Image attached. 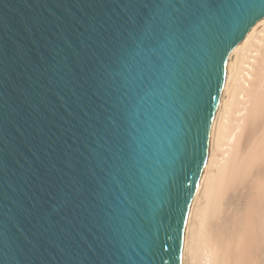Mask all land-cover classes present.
I'll use <instances>...</instances> for the list:
<instances>
[{"label":"water","instance_id":"water-1","mask_svg":"<svg viewBox=\"0 0 264 264\" xmlns=\"http://www.w3.org/2000/svg\"><path fill=\"white\" fill-rule=\"evenodd\" d=\"M264 0H0V264H184Z\"/></svg>","mask_w":264,"mask_h":264},{"label":"bare ground","instance_id":"bare-ground-1","mask_svg":"<svg viewBox=\"0 0 264 264\" xmlns=\"http://www.w3.org/2000/svg\"><path fill=\"white\" fill-rule=\"evenodd\" d=\"M253 54L196 197L184 264H264V27Z\"/></svg>","mask_w":264,"mask_h":264}]
</instances>
